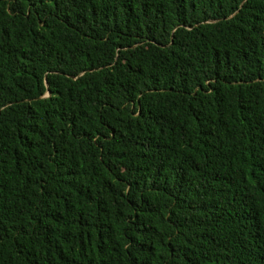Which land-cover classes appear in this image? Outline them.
<instances>
[{"label":"trees","instance_id":"16d2710c","mask_svg":"<svg viewBox=\"0 0 264 264\" xmlns=\"http://www.w3.org/2000/svg\"><path fill=\"white\" fill-rule=\"evenodd\" d=\"M0 264H264V0H0Z\"/></svg>","mask_w":264,"mask_h":264}]
</instances>
